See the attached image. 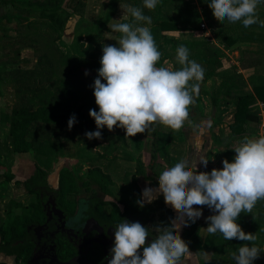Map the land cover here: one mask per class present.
Here are the masks:
<instances>
[{
    "label": "trees",
    "instance_id": "1",
    "mask_svg": "<svg viewBox=\"0 0 264 264\" xmlns=\"http://www.w3.org/2000/svg\"><path fill=\"white\" fill-rule=\"evenodd\" d=\"M6 6H12L17 9L13 13L0 14V64L5 67L10 65L13 69L10 74L14 77L11 81L16 91L17 101L10 116L9 140L12 151L18 154H27L33 152L37 158V167L35 173L25 181H17L19 185L30 194L39 196L41 186L47 185L48 170L53 168V162L57 157L68 156L78 158L94 165L87 172L86 178L80 180L79 177L70 169L63 168L59 173V193L77 194L81 187L90 191L95 198L93 204H106L104 196H114L111 188L113 184L112 174L115 162L119 159L121 149H124V157L127 161L137 164L136 171L130 175L124 176V182L119 189L117 201L114 202V213L122 217L128 214H150L156 211L160 212V220L164 226L171 223L174 218L172 210L166 206L163 195L161 194L154 203L146 204L141 208L138 200L143 199L142 188L140 186L139 176H143L150 181L151 186L158 187V176L165 170L160 164H150L149 168L152 175L147 173V169L141 158L131 154L126 148L136 147L137 150L143 145L141 136L137 134L133 139L125 138L126 132L119 137V140L111 142L109 146L103 148L102 153L92 154L91 150L97 146V139L89 140L86 133L97 131L95 120L90 116V110L99 111L95 102L94 82L98 78V70L101 67L100 59L92 56L82 57L75 64L73 58L63 54L59 50L58 41L65 31L68 21L74 16H82L86 11L87 0H1ZM162 1V2H161ZM172 0H159L155 10L144 8L143 0H133L134 5H139L143 14L152 18V24L142 23L139 26H150L156 46L161 52V59L157 67H162L166 60L170 61L174 70L182 66L176 60V50L178 46L184 45L189 50V59L195 60L204 70V79L200 85V92L195 96L200 101L201 96L210 97L214 109H219L221 105H233V122L229 125V132L224 138H215L217 144L233 141L238 143L244 137L251 138V124L262 122L261 107H264V49L262 51L240 50L237 49L241 64L249 65L244 69L255 68V75L250 78L251 88L244 83V78L236 72H228L223 64L222 46L224 49H232L239 43H257L264 47V32L255 31L257 23L250 27H244L242 22L230 24L227 20L225 27L228 34L215 31L219 46L215 45L212 37L204 40L195 41L180 39L196 35L195 28L189 26H180L176 22L162 18L160 8ZM195 2V0H191ZM209 11V19L215 21L212 10L208 3L210 0H197ZM65 3V4H64ZM137 7V6H135ZM264 0L257 6V10H262ZM198 9V8H197ZM207 11V12H208ZM259 18V16H258ZM260 20V18H259ZM131 17L130 22L132 23ZM15 23V26H10ZM202 23V22H201ZM201 23L199 30L201 31ZM46 28L47 31H43ZM202 32V31H201ZM218 32V33H217ZM11 33H15L12 35ZM203 33V32H202ZM121 35V34H120ZM187 35V36H186ZM24 49H34L39 55V63L33 67L21 66L24 60L21 59V52ZM249 59V60H247ZM21 67V68H19ZM9 72V71H8ZM88 73L85 75V73ZM214 77H221L220 86L211 92L204 90V85ZM7 80L0 77V100L5 96L4 84ZM102 82L106 83V81ZM8 83V82H7ZM75 116L76 123L71 130L68 127V121ZM183 128V127H182ZM174 131L170 128L155 124L151 127L155 140L152 147H155L152 154V162L157 159L159 151L163 155H170V148L173 142L178 139V134L182 131ZM102 137L108 136V129L105 126L100 130ZM71 133V134H70ZM76 138V142H74ZM122 149V150H123ZM90 151V152H88ZM5 153L0 141V158ZM227 158L229 162L234 161L235 152ZM98 157V160L95 158ZM111 157V158H110ZM108 169L104 172L102 162ZM171 159L168 160L170 163ZM96 163V164H95ZM4 168L0 161V169ZM116 169V168H115ZM14 176H7L10 182ZM81 181V183H80ZM80 183V184H79ZM92 184L97 185L92 189ZM100 197L96 198V196ZM110 204V203H107ZM154 204L157 206L154 207ZM21 207V204H16ZM120 206L123 209H120ZM41 203L37 210H41ZM40 217V216H39ZM22 216L16 217L6 228L0 226V237L2 239V252L8 255L19 253L20 239L26 231V222ZM241 228L246 233L256 235V246L264 250V200H260L255 205L252 213H241L237 220ZM198 225L189 221L186 231L181 238L188 244L192 241L198 242ZM245 242L238 239L231 241L225 240L219 232L210 239V248L213 251L214 261H204L202 264H236L233 259V253ZM185 257H182V262ZM257 264H264V251L261 252ZM185 264V263H182Z\"/></svg>",
    "mask_w": 264,
    "mask_h": 264
},
{
    "label": "clouds",
    "instance_id": "2",
    "mask_svg": "<svg viewBox=\"0 0 264 264\" xmlns=\"http://www.w3.org/2000/svg\"><path fill=\"white\" fill-rule=\"evenodd\" d=\"M261 0H210L213 16L222 24L242 22L244 27L260 23L256 9ZM159 0H143L144 8L155 10ZM124 18L131 16L132 23H116L109 27L121 35L117 46L104 45L98 78L94 82V96L99 111L90 110L97 131L85 135L89 140L102 139L100 131L116 127L124 129L125 138L143 134L159 124L174 131L181 129L189 117V108L199 95L204 70L195 60L189 59V50L180 45L176 60L182 66L178 70L157 67L161 59L151 30L142 23L152 24V18L141 8L125 7ZM88 73L86 72L85 75ZM106 81V83L102 82ZM194 81V82H193ZM193 82V83H190ZM76 123L73 116L68 121L71 130ZM233 162L223 161L222 169L199 171L198 163L206 168L209 160L201 158L189 164L185 160L166 168L158 176V188H146L143 199L137 204L152 203L163 195L164 201L177 213L167 226L156 225L158 233L151 241L149 228L139 222L123 220L115 227L114 246L108 264H182V257L190 254L188 244L181 238V224L187 226L202 217V206L217 213L207 217L206 231L217 232L225 240L245 242L233 253L236 264H253L262 251L256 246V235L246 233L237 223L241 213H252L258 201L264 200V135L259 138L244 137L234 147ZM201 206L200 209L193 206ZM142 251V256L140 250Z\"/></svg>",
    "mask_w": 264,
    "mask_h": 264
},
{
    "label": "rangeland",
    "instance_id": "3",
    "mask_svg": "<svg viewBox=\"0 0 264 264\" xmlns=\"http://www.w3.org/2000/svg\"><path fill=\"white\" fill-rule=\"evenodd\" d=\"M67 1L68 0H65V2ZM86 5L87 8L84 15L74 16L68 21L65 31L57 43L59 50L63 52V54L73 58L75 64L80 61L81 56L83 58L88 56H92L96 59L102 58V49L104 45L118 47L119 45L116 40L119 38L120 33L112 32V29L109 26L116 23L130 22V15L127 16V18L123 17L124 10L121 8V5L125 7L137 6L139 8L138 4L134 5L133 0H87ZM206 7L207 6L204 8V6H202L197 0H195V2L191 0H172L162 6L159 12L162 18L176 22L182 27L189 26L195 28L196 30H194V32L199 37L194 38V36H191L182 38L179 37V34H171L169 36H177V38L180 39L202 41L204 40V37L203 33L199 30V24L204 22L212 30L210 31L212 32V43L219 46L216 34L213 33L218 31L219 33L222 32L228 34L229 31H227L226 28L229 27H225L226 21H224L223 24L217 19H215V21L211 20L210 22L208 20L210 17L209 11ZM14 11L18 12L16 8L13 9L10 5L6 6L0 0V14H9ZM256 15L259 16L260 21H264V7L262 10H257ZM257 24L255 31L258 33L264 32V27H262L260 23ZM10 26H15V23ZM43 31H47L46 28H43ZM11 34L15 35V33ZM221 48L225 54L223 64L227 68L226 70L229 73L236 72L241 74L244 78V83L247 87L249 86L247 89H250V78L255 75V68L244 69V67L255 64H248L249 62H247L246 65L243 66L240 60L242 56H238L237 49L262 51L261 49H264L263 45L242 42L236 45V47H232V49H224L223 46ZM21 59L22 61L24 60V63L22 62L21 64L23 67H33L38 64L40 60L39 55L36 54L34 49H24L21 52ZM161 66L174 70L172 63L168 60H165ZM14 68L16 69L18 67L15 66ZM13 69L10 65L3 67L0 64V77L2 80H7L8 82L3 85L5 88V96L0 100V141L5 149V153L0 158L1 163L4 166V168L0 169V221L6 217L21 212L24 209V206L33 200L30 199L24 186L19 185L16 182L27 180L35 173L37 167V158L33 152L18 154L13 152L12 147L10 146V116L17 101L16 90L12 87L14 84L11 83L14 75L12 76L10 72ZM221 82V77H214L203 86L204 90L211 92L213 89L220 86ZM200 85H202L201 82ZM194 99L195 103L189 108V117L185 121L182 131L178 134L177 141L173 142L171 145L170 155L165 156L159 151L156 161L154 163L152 162V154L155 149V147H152V142L155 140V137L151 128L142 134L141 141L143 145L139 150H137L136 147H131V149L126 148V150L131 152L132 155L142 159V162L147 169V173L152 175V171L149 168L150 164H160L166 169L174 166L181 160H185L191 164L198 162L201 158L208 159L209 162L206 168L202 163H198V170L210 173L214 168L222 169L223 161L231 157L234 147L239 145L237 141L231 142V144H229L230 147H226L230 142H225L223 144H217L215 142V138L218 139L227 136L229 125L233 122L234 106L223 104L219 109H214L209 96H201L200 101H197L195 97ZM261 119L262 123H264L263 116H261ZM250 126L252 133L251 138H259L262 134L264 135V132L261 131L260 121L258 124L252 123ZM123 133L124 130L119 127H116L113 131L108 130V136L106 138L103 137L102 139H97V146L91 150L92 154L96 155L102 153L104 147L109 146L113 141L115 142L119 140V137ZM130 139H133V137ZM73 140L76 142V138ZM122 149L119 154V159L115 162L116 165L114 167L116 169L113 168L114 172L110 174L113 180L111 188L114 191V196L110 198L114 202L117 201L119 189L124 182V176L129 174L131 178L132 174L135 173L137 166L135 162L132 163L125 159L124 149ZM98 159V157L95 158V160ZM169 159H171L170 163L168 162ZM104 164H107V162L103 161L101 163L102 169L104 172H108V169ZM93 166L94 165H91L85 160L60 156L53 162V168L48 170L47 181L49 184H53L57 187L59 173L63 168L72 170L82 181L86 178L88 170ZM9 175L14 176V179L10 182L7 181V176ZM139 181L142 193L146 188H158L151 186L150 181L146 180L143 176H139ZM96 187L97 185L95 184H92L91 186L92 189ZM80 191H85L86 196L91 194L90 191H86L82 187ZM16 204H21V207H17ZM193 207L198 209L201 208V206L195 205ZM31 208V211L34 210V205ZM202 212V217L196 220L198 225V242L192 241L190 243V254L185 256L182 263L202 264L204 261H214L213 251L210 248V239L213 235H210L206 231V228L208 227L207 217L217 213L213 212L207 206H202ZM23 220H25V217ZM186 229L187 226L185 227V230ZM256 262V260L253 261V264H257Z\"/></svg>",
    "mask_w": 264,
    "mask_h": 264
},
{
    "label": "flooded vegetation",
    "instance_id": "4",
    "mask_svg": "<svg viewBox=\"0 0 264 264\" xmlns=\"http://www.w3.org/2000/svg\"><path fill=\"white\" fill-rule=\"evenodd\" d=\"M39 188V196L27 192L33 200L21 212L0 221L3 228L18 216L25 217L26 222L18 254L8 255L2 252L4 244L0 237V253L4 255L0 264H108L114 246L115 227L123 220L139 222L149 228L152 235L148 237L147 243H151L158 235L153 231L154 226L164 225L158 211L126 216L122 213V217L115 214L114 201L110 196H104L106 204L96 205L93 204L95 196H86L85 191L63 195L59 193V186L55 187L48 181L46 186ZM39 203L42 205L41 210H37ZM33 205L34 210L31 211ZM166 206L172 210L173 219H176L177 212L170 205ZM120 209L123 207L120 206ZM185 227L181 224L180 236L186 231ZM142 251L141 249V256Z\"/></svg>",
    "mask_w": 264,
    "mask_h": 264
},
{
    "label": "built area",
    "instance_id": "5",
    "mask_svg": "<svg viewBox=\"0 0 264 264\" xmlns=\"http://www.w3.org/2000/svg\"><path fill=\"white\" fill-rule=\"evenodd\" d=\"M201 31L203 32V35L206 37V38H211L212 37V31L210 29L209 26H207L206 23H202L201 24ZM260 107H261V113H260V116H263L264 117V107H263V104H260ZM261 131L264 132V123L261 122ZM263 135V134H262Z\"/></svg>",
    "mask_w": 264,
    "mask_h": 264
},
{
    "label": "crops",
    "instance_id": "6",
    "mask_svg": "<svg viewBox=\"0 0 264 264\" xmlns=\"http://www.w3.org/2000/svg\"><path fill=\"white\" fill-rule=\"evenodd\" d=\"M202 23H204V22H202ZM202 23H201V24H202ZM251 44H252V43H251ZM237 45H238V44H237ZM234 47H236V46H234ZM3 260H4V255L0 253V263L3 262Z\"/></svg>",
    "mask_w": 264,
    "mask_h": 264
}]
</instances>
